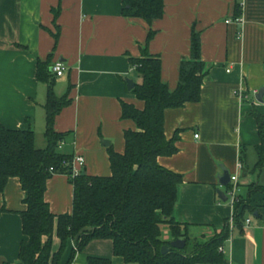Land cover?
Masks as SVG:
<instances>
[{
    "label": "crops",
    "instance_id": "crops-1",
    "mask_svg": "<svg viewBox=\"0 0 264 264\" xmlns=\"http://www.w3.org/2000/svg\"><path fill=\"white\" fill-rule=\"evenodd\" d=\"M150 29L154 34L147 40ZM192 30L200 34L206 71L201 98L165 109L164 134L171 138L179 130L178 150L157 161L183 177L174 220L189 224L191 239L206 240L233 215L230 202L217 195L218 189L226 192L217 179L221 166L238 175L244 193L253 182L255 161L249 148L259 138L250 111L264 115V96L262 102L255 99L264 86V0H163L162 17L150 24L124 16L122 0H0V123L9 129H32L35 146L45 147L46 140L37 143L44 137L46 99V84L36 76L38 62L47 61L51 72L55 62H62L65 70L56 76L54 90L58 96L68 92L70 102L54 119L53 128L64 134L57 150L72 158L82 156V171L88 175H110L108 149L122 153L124 131L135 129L132 120L121 117V102L144 106L127 89L126 79L141 82L130 58L140 57L144 49L158 55L161 80L173 90L179 63L189 57ZM241 148L245 162L238 170ZM72 199L68 175L54 174L45 191L51 212L70 213ZM22 200L20 182L12 177L0 193V264H18ZM251 205L257 206L252 214L256 220L247 214L249 223L244 222L242 231L231 229L222 245L224 264H264L262 195L254 194ZM75 243V238L67 242L61 264ZM58 245L54 234L53 251ZM89 257L128 264L113 254L109 239L90 240L69 264H88Z\"/></svg>",
    "mask_w": 264,
    "mask_h": 264
},
{
    "label": "trees",
    "instance_id": "trees-1",
    "mask_svg": "<svg viewBox=\"0 0 264 264\" xmlns=\"http://www.w3.org/2000/svg\"><path fill=\"white\" fill-rule=\"evenodd\" d=\"M236 15L240 5L236 3ZM122 14L138 17L151 23L163 15V0H122ZM150 29L147 40L153 36ZM57 41L58 33L53 34ZM141 82L130 92L144 103L139 109L121 102V117L130 119L135 129L124 131V151L108 149L111 173L107 176L88 175L82 170L72 176V156L57 149L64 134L55 131V116L70 102L68 92L58 96L54 85L56 75L48 69V62H38L37 80L46 84L43 148L35 146V134L28 129H9L0 123V193L7 181L18 178L23 191L24 209L20 211L22 239L18 249V264H61L67 242L76 240L66 264L92 239H109L113 254L128 264H224L226 259L219 251L229 238L231 229L242 231L247 214L257 206L251 197L258 193L264 198V185L250 182L246 194L238 195L233 205L232 226L226 219L215 228L206 240L191 239L189 224L174 220L178 187L183 177L180 173L160 165L159 156H171L178 150L179 130L171 138L164 134V111L179 108L185 103L198 102L201 85L206 74L201 59L199 32L192 30L189 40V57L182 58L178 67L176 87L170 90L161 80V61L158 55L142 50L140 57L130 58ZM257 125L259 143L253 149L256 160L252 169L264 167V115L250 111ZM240 162L243 150L239 152ZM54 174H66L73 186L70 213L54 214L45 200L47 182ZM226 190L230 188L228 183ZM4 208L0 209V213ZM161 224H167L173 239L185 240L183 248L170 246V240L161 238ZM59 239L53 251V235ZM169 245L162 254L161 246ZM6 264V263H4ZM88 264H111L107 258L89 257Z\"/></svg>",
    "mask_w": 264,
    "mask_h": 264
},
{
    "label": "built area",
    "instance_id": "built-area-1",
    "mask_svg": "<svg viewBox=\"0 0 264 264\" xmlns=\"http://www.w3.org/2000/svg\"><path fill=\"white\" fill-rule=\"evenodd\" d=\"M235 20L239 21V18H236ZM226 22H228V20ZM51 70L58 77V76H61L63 74V72L65 70V67H64L62 62L57 61V62H55L52 65ZM236 94H237V97L239 99H243L244 98V94L243 93L236 92ZM194 136L198 137V134L195 133ZM83 163H84L83 157L80 156V155L74 156L72 158L70 173H71V175L73 177L79 175V173L82 170ZM237 169L238 170L242 169V163L240 161H238V163H237ZM238 181H239L238 175L236 173L235 174H231L230 175V180H229L230 188L227 189L226 192H225V194L227 196V200L230 202V204L232 206L234 205V203H236L238 201V195L236 194V190H237V187H238ZM245 223L246 224L249 223V219L248 218L245 219ZM230 225L232 226V217L230 219ZM219 251H221V252L223 251L222 246L219 247Z\"/></svg>",
    "mask_w": 264,
    "mask_h": 264
},
{
    "label": "water",
    "instance_id": "water-1",
    "mask_svg": "<svg viewBox=\"0 0 264 264\" xmlns=\"http://www.w3.org/2000/svg\"><path fill=\"white\" fill-rule=\"evenodd\" d=\"M126 83H127V89H129V90L134 86L133 81H131L130 79H126ZM263 96H264V86L261 87L257 91V93L255 94V99L258 102H262ZM108 142L109 141L102 140V144L107 145ZM83 173H84V171H82V174ZM217 179H218V183L221 186H226L229 183V180H230L229 171L226 168H224L223 166H221V173L217 176ZM217 195H218V198L221 199L222 201H226L227 200V196H226L224 191L218 189L217 190ZM184 245H185V240L181 239V238H176V239H173V240L170 241V246L174 247V248L181 249V248L184 247ZM168 250H169V245L164 244L163 246H161L160 252L162 254H164V253L168 252Z\"/></svg>",
    "mask_w": 264,
    "mask_h": 264
},
{
    "label": "rangeland",
    "instance_id": "rangeland-1",
    "mask_svg": "<svg viewBox=\"0 0 264 264\" xmlns=\"http://www.w3.org/2000/svg\"><path fill=\"white\" fill-rule=\"evenodd\" d=\"M44 141L45 142V139L44 137L43 138H38L37 139V143L39 141ZM38 145V144H37ZM40 148L42 147V145H38ZM250 150V154L252 155V157L254 158L253 160L255 161L256 160V154H255V151L253 148H249ZM253 163V162H252ZM251 164V163H249ZM252 172V177H251V180H253L254 182H258L262 185H264V167L261 168V169H258V168H254L251 170ZM243 189L240 188V186L237 187V190H236V194L237 195H245L246 193H244V191H242ZM251 204V202H250ZM249 217L254 221L256 220V217L253 216L252 214H248ZM160 229H161V237L164 239V240H170L171 239V232L168 228V225L167 224H161L160 225Z\"/></svg>",
    "mask_w": 264,
    "mask_h": 264
}]
</instances>
